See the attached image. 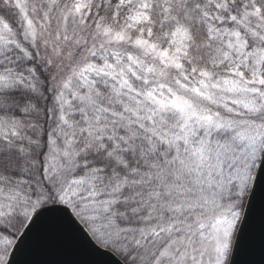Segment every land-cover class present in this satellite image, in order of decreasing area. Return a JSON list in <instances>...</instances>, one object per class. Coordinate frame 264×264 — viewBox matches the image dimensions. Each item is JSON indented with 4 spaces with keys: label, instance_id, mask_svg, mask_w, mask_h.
<instances>
[{
    "label": "snow or ice",
    "instance_id": "6c2138e0",
    "mask_svg": "<svg viewBox=\"0 0 264 264\" xmlns=\"http://www.w3.org/2000/svg\"><path fill=\"white\" fill-rule=\"evenodd\" d=\"M0 264H264V0H0Z\"/></svg>",
    "mask_w": 264,
    "mask_h": 264
},
{
    "label": "water",
    "instance_id": "95a60500",
    "mask_svg": "<svg viewBox=\"0 0 264 264\" xmlns=\"http://www.w3.org/2000/svg\"><path fill=\"white\" fill-rule=\"evenodd\" d=\"M255 259L259 260L260 258H259V256H257V257H255Z\"/></svg>",
    "mask_w": 264,
    "mask_h": 264
}]
</instances>
